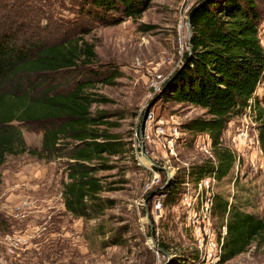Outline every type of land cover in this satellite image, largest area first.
I'll list each match as a JSON object with an SVG mask.
<instances>
[{"label": "rangeland", "instance_id": "374dc122", "mask_svg": "<svg viewBox=\"0 0 264 264\" xmlns=\"http://www.w3.org/2000/svg\"><path fill=\"white\" fill-rule=\"evenodd\" d=\"M78 1L0 0V32L43 44L64 41L68 31L78 36L81 21L73 18ZM199 1L155 0L138 20L93 24L91 33L84 35L95 47L92 66L63 71L43 85L39 78L23 81L22 87L38 96L72 90L83 76L99 74L90 91L107 103L95 104L92 113L105 115L116 125L109 132L126 144L127 152L111 159L114 169L98 173L107 187L102 197L109 201V209L92 220L77 219L65 208L66 157L8 156L0 169V264H170L175 259L196 264L193 232L180 204L168 205L165 199L164 209L157 213L154 203L162 194L154 192L198 167L217 164L209 136L186 129L195 119L210 118L207 112L161 98L164 84L189 48V13ZM260 39L264 47V22ZM114 74L113 83L99 82ZM255 97L264 99V80ZM255 117L246 109L224 130L219 146L230 151L236 163L218 180L214 192L231 206L264 219V168L254 154L259 141ZM44 126L20 125L30 149L41 150ZM170 139L174 148H169ZM218 218L221 222L226 217ZM152 226L157 244L165 245L167 250L162 248L173 258L150 245ZM23 237L28 242L15 249ZM224 264H264V235Z\"/></svg>", "mask_w": 264, "mask_h": 264}, {"label": "trees", "instance_id": "16d2710c", "mask_svg": "<svg viewBox=\"0 0 264 264\" xmlns=\"http://www.w3.org/2000/svg\"><path fill=\"white\" fill-rule=\"evenodd\" d=\"M153 1L79 0L73 18L81 21L77 25L80 34L73 37L69 31L64 32L65 40L53 44L29 40L20 43L15 35L0 32V169L8 156L29 154L46 160L66 157L64 204L77 219L99 218L109 209V201L102 197L107 187L98 173L114 169L109 165L111 159L127 152L126 144L109 132L116 125L109 123L105 115L92 113L95 104L107 103L90 91L99 74L83 76L72 90H52L38 96L28 86L23 88V81L39 78L43 85L63 71L92 66L97 58L95 47L86 42L84 35L91 33L93 24L119 25L126 19L138 20ZM189 20L192 49L184 51L180 67L163 86L161 98L200 107L210 116L193 120L186 129L209 136L217 164L198 167L189 174L194 182L213 172L222 180L235 163L233 154L219 146L222 134L234 117L246 111L251 99L264 153V99L255 97L264 80L260 39L264 0H200L191 9ZM116 76L99 82L111 84ZM34 123L45 124L41 150L30 149L20 129V125ZM1 182L0 175V186ZM183 183L184 178L176 177L154 193L165 195L168 205L180 204ZM214 201L217 215L227 217L224 264L263 237L264 219L231 206L221 196H215ZM161 247L167 250L165 245ZM170 264L185 263L175 259Z\"/></svg>", "mask_w": 264, "mask_h": 264}, {"label": "built area", "instance_id": "2783aa9c", "mask_svg": "<svg viewBox=\"0 0 264 264\" xmlns=\"http://www.w3.org/2000/svg\"><path fill=\"white\" fill-rule=\"evenodd\" d=\"M247 109H249L251 114L254 112L253 99L249 101ZM168 142L169 148L175 147L174 139H170ZM259 145L260 142L257 140L254 154H258L261 167L264 168V153L262 149L258 150L259 147L261 148ZM238 162H240V157L238 158ZM217 183L218 178L215 172L205 176L197 182L192 181V179L190 180V174L188 172L186 177H184V183L179 190L180 209L183 212L182 214L187 227L193 232V245L196 248V251L192 262L196 264H221L222 262L225 242L228 237V227L227 217L220 222L215 211L214 200L216 195L214 188ZM165 199V195L156 198L154 205L157 213L164 209ZM157 216V219L159 220L161 217L160 214H157ZM27 242L28 240L23 237V240L21 238L20 241L16 242V245L14 244L15 246H12H14L15 249H18V247ZM15 249L9 250L13 254H16Z\"/></svg>", "mask_w": 264, "mask_h": 264}, {"label": "water", "instance_id": "95a60500", "mask_svg": "<svg viewBox=\"0 0 264 264\" xmlns=\"http://www.w3.org/2000/svg\"><path fill=\"white\" fill-rule=\"evenodd\" d=\"M188 29H189V50L191 51L192 49V46H191V39L193 37V30H192V27H191V23H190V20L188 22ZM156 233H155V230L152 226V230H151V244L152 246L160 253L166 255L167 257H169V259L171 258V256L169 255L168 252H166L162 247H160L157 242H156Z\"/></svg>", "mask_w": 264, "mask_h": 264}]
</instances>
